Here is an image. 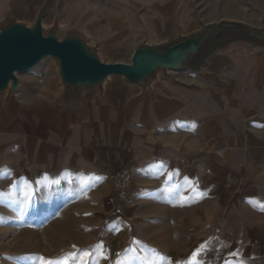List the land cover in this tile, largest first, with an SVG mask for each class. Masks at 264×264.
<instances>
[{
    "label": "crops",
    "instance_id": "0c3cea01",
    "mask_svg": "<svg viewBox=\"0 0 264 264\" xmlns=\"http://www.w3.org/2000/svg\"><path fill=\"white\" fill-rule=\"evenodd\" d=\"M211 2L0 0V23L33 24L45 9V28L79 34L106 61H122L140 42L187 31L191 10ZM189 71L170 91H140L115 75L101 92L69 100L32 82L0 92V214L26 221L30 208L38 216L68 196L70 208L130 222L132 243L143 247L136 255L151 264L188 263L197 249L193 262L205 260L210 246L224 253L221 264H264V44ZM170 134L179 140L154 139ZM121 166L131 169L123 201L109 182ZM154 227L172 232L157 237Z\"/></svg>",
    "mask_w": 264,
    "mask_h": 264
},
{
    "label": "rangeland",
    "instance_id": "374dc122",
    "mask_svg": "<svg viewBox=\"0 0 264 264\" xmlns=\"http://www.w3.org/2000/svg\"><path fill=\"white\" fill-rule=\"evenodd\" d=\"M228 1L212 0L209 5L204 4L205 6L199 7L196 5L191 10L197 16V20L193 22L192 26L187 31L181 29V33L177 36L162 41V43L176 41L200 29L203 24L214 23L221 19L239 21L254 27H264V4H262L264 0H231L230 3ZM262 44H264V40L257 42L251 40L248 34L239 33L221 43L209 57L232 48L249 52V46ZM100 57L106 60V58ZM129 59L130 56H126L122 58V62H128ZM206 62L207 60L199 69H202ZM41 73L47 75L44 76ZM194 74L195 72L189 70L163 71L159 69L149 76L146 82L141 83L145 85L128 83L121 76L120 78L123 83L140 91L156 86L170 91L175 84L180 82L179 79ZM38 80L42 82L40 83ZM111 80L112 77L106 80L101 87L95 88L91 94L78 89L68 90L61 81L56 60L51 57L45 58L32 69L19 74V84L32 82L43 90H46L47 86L53 87L65 100L101 92ZM154 139L178 141L179 137L170 134L154 137ZM81 207L82 205L79 204L78 208H70L69 197L64 196L62 208H45V211H42L43 213L38 216H34L33 214L37 211L30 208V215L26 221L18 218L10 222L3 214H0V264H40L41 257L52 261L67 260V264H78L79 257H71L68 254L82 253L85 250L91 253L88 264H96L97 260L98 264H117V261L120 264L153 263L149 260L138 259L140 254L136 255V253L143 247L132 243L138 234L130 222L118 221L115 214L104 216L94 208ZM153 224L158 223L154 222ZM140 231L137 230L138 233ZM149 232L157 237H165L171 234L172 230L154 227L149 229ZM207 235H209L208 232ZM101 244H103L102 251L106 258H100L99 246ZM224 256V253L215 254L214 248L210 246L209 257L206 256L205 260L198 262L200 264H221ZM168 263L188 264L186 260H173ZM192 264H196V262H192Z\"/></svg>",
    "mask_w": 264,
    "mask_h": 264
},
{
    "label": "water",
    "instance_id": "95a60500",
    "mask_svg": "<svg viewBox=\"0 0 264 264\" xmlns=\"http://www.w3.org/2000/svg\"><path fill=\"white\" fill-rule=\"evenodd\" d=\"M44 14L45 9L37 15L33 24L13 19L0 23V92L6 88L13 92L19 85V74L49 57L56 60L66 89L91 94L110 76L119 75L128 83L141 84L159 69L196 70L220 44L201 59L198 56L200 49L226 30L236 32L242 27L248 35L264 40V28L221 19L203 24L195 32L169 43L140 42L131 52L128 62L106 61L81 35L60 33L56 26L45 28L42 24Z\"/></svg>",
    "mask_w": 264,
    "mask_h": 264
},
{
    "label": "built area",
    "instance_id": "2783aa9c",
    "mask_svg": "<svg viewBox=\"0 0 264 264\" xmlns=\"http://www.w3.org/2000/svg\"><path fill=\"white\" fill-rule=\"evenodd\" d=\"M130 181L131 169L127 166H121L109 174L110 187L117 200L126 199Z\"/></svg>",
    "mask_w": 264,
    "mask_h": 264
},
{
    "label": "snow or ice",
    "instance_id": "6c2138e0",
    "mask_svg": "<svg viewBox=\"0 0 264 264\" xmlns=\"http://www.w3.org/2000/svg\"><path fill=\"white\" fill-rule=\"evenodd\" d=\"M25 195L28 196L29 194L26 193ZM102 249H103V244H101L99 246V250H101L100 251V258H106V256L104 255ZM201 250L202 249H197V251L193 253L192 258H190V260L188 261V264H192L193 260H195V257L199 255ZM68 256H71V257L78 256L79 257L78 264H88V260H89V258L91 256V253L89 251L85 250L82 253H69ZM229 256L239 257V252L236 251V252H233V253H229ZM40 264H67V260L52 261V260H47V259L41 257L40 258ZM96 264H98V260H97ZM117 264H120V262L117 261ZM196 264H200V262L197 261ZM224 264H231V261H229L228 259H225ZM238 264H244V261L243 260H239Z\"/></svg>",
    "mask_w": 264,
    "mask_h": 264
},
{
    "label": "bare ground",
    "instance_id": "6f19581e",
    "mask_svg": "<svg viewBox=\"0 0 264 264\" xmlns=\"http://www.w3.org/2000/svg\"><path fill=\"white\" fill-rule=\"evenodd\" d=\"M258 28H264L262 26L258 27ZM239 33H243V34H248L246 29L240 27L238 31L236 32H230L229 30H226L225 33H223L221 36H218V37H213L211 38L207 44H205L199 51V58H203L207 53H209L213 48H215L216 46H218L219 44L225 42L226 40H228L229 38H232L234 36H236L237 34ZM249 38L251 40H254V41H257V42H262V38L260 37H255V36H251L249 35ZM36 66V65H35ZM119 76V75H117ZM112 76L108 77L106 80L110 79ZM18 78H19V75H18ZM105 80V81H106ZM40 81V80H39ZM104 81V82H105ZM83 88V87H81ZM7 89V88H6Z\"/></svg>",
    "mask_w": 264,
    "mask_h": 264
}]
</instances>
